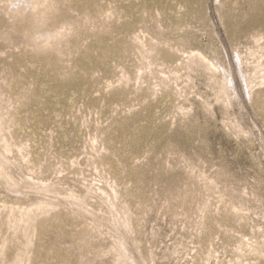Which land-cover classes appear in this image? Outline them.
<instances>
[{
  "label": "rangeland",
  "instance_id": "rangeland-1",
  "mask_svg": "<svg viewBox=\"0 0 264 264\" xmlns=\"http://www.w3.org/2000/svg\"><path fill=\"white\" fill-rule=\"evenodd\" d=\"M0 264H264V0H0Z\"/></svg>",
  "mask_w": 264,
  "mask_h": 264
}]
</instances>
